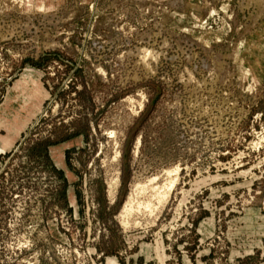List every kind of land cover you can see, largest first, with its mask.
<instances>
[{
    "label": "rangeland",
    "instance_id": "1",
    "mask_svg": "<svg viewBox=\"0 0 264 264\" xmlns=\"http://www.w3.org/2000/svg\"><path fill=\"white\" fill-rule=\"evenodd\" d=\"M0 264H264V0H0Z\"/></svg>",
    "mask_w": 264,
    "mask_h": 264
},
{
    "label": "bare ground",
    "instance_id": "2",
    "mask_svg": "<svg viewBox=\"0 0 264 264\" xmlns=\"http://www.w3.org/2000/svg\"><path fill=\"white\" fill-rule=\"evenodd\" d=\"M130 98H131V97H130ZM139 106H142V104L139 105ZM142 107H143V106H142ZM139 108H141V107H139ZM137 109H138V108H137ZM215 130H216V129H215ZM258 144H259V143H258ZM258 144H257V145H258ZM115 160H116V159H115ZM164 174H165V173H164ZM167 176H168V175H167ZM167 178H168V177H167ZM172 178H173V177H172ZM151 179H152V178H151ZM151 179H150L149 181H151ZM153 179H155V178H153ZM165 179H166V178H165ZM115 180H116V179H115ZM149 181H148V182H149ZM154 181H155V180H154ZM164 181H165V180H164ZM170 182H171V181H170ZM113 183H114V185H117L118 182L116 183V182L114 181ZM115 183H116V184H115ZM151 183H152V182H151ZM151 183H150V184H151ZM173 184H174V182H173ZM139 185H140V184H139ZM142 185H143V184H142ZM142 185H141V186H142ZM154 185L157 186L156 184H154ZM164 185H165L164 187H166V184H164ZM112 186H113V185H112ZM145 186H146V185H145ZM151 186H152V185H151ZM115 187H116V186H115ZM139 187H140V186H139ZM157 187L159 188V186H157ZM161 187H162V186H161ZM161 187H160L159 189H161ZM170 187H172V185H171ZM109 188H111V187H109ZM137 188H138V187H137ZM147 188H149V187H147ZM151 188H153V187H151ZM151 188H149V189H151ZM158 188H156V189H158ZM132 189H133V188H132ZM138 189H139V188H138ZM142 189H143V187H142ZM142 189H140V190H142ZM145 189H146V188H145ZM145 189H143V190H145ZM170 189H171V188H170ZM110 190H112V189H110ZM115 190H116V189H115ZM115 190H114V191H115ZM143 190H142V191H143ZM151 190H152V189H151ZM114 191H113V192H114ZM136 191H137V190H136ZM157 191H158V190H156V192H157ZM163 191L166 192V190H163ZM167 191H168V189H167ZM150 192H152V191H150ZM158 192H159V191H158ZM158 192H157V193H158ZM160 192H162V190H161ZM147 193H148V192H147ZM162 193H163V192H162ZM111 194L113 195L112 191H111L110 195H111ZM131 194H132V193H131ZM136 194H137V193H136ZM167 194H169V193H167ZM167 194H164V193H163V195H167ZM150 195H152V193H150ZM157 195H160V193L157 194ZM135 196H136V195H135ZM153 196H154V192H153ZM155 196H156V193H155ZM167 196H168V195H167ZM142 197H143V196H142ZM146 197H147V195H146ZM149 197H150V196H149ZM128 198H129V197H128ZM164 198H165V197H164ZM156 199H157V201H156L157 203H161V204H162L163 196H160V197L157 196ZM160 199H161V200H160ZM129 200H130V198H129ZM142 200H143V198H142ZM146 200H147V199H146ZM148 200H149V198H148ZM148 200H147V201H148ZM150 200L152 201V198H151ZM165 200H166V199H165ZM131 201H132V200H131ZM135 201H136V200H135ZM137 201H138V200H137ZM163 201H164V200H163ZM153 202H154V201H153ZM153 202H149V203H148L149 205H147L146 208L149 207V206H150V203H153ZM127 203H128V202H127ZM127 203H126V205H127ZM129 203H132V202H129ZM129 203H128V204H129ZM146 203H147V202H146ZM157 203H156V207H157ZM136 204H137V203H136ZM141 204H142V203H141ZM153 204H154V203H153ZM161 204H160V205H161ZM124 205H125V204H124ZM124 205H123V206H124ZM129 205H130V204H129ZM133 205H134V204H133ZM139 205H140V204H139ZM154 205H155V204H154ZM154 205H153V207H154ZM163 205H164V204H162V206H163ZM144 206H145V204H144ZM151 206H152V204H151ZM128 207H129V206H128ZM128 207L126 206L125 209H127ZM156 207H154L153 210H155ZM158 207H159V206H158ZM160 207H161V206H160ZM130 208H132V207H130ZM146 208L144 207V209H146ZM151 208H152V207H151ZM134 210H135V209H134ZM139 210H140V209H139ZM146 210H147V209H146ZM148 210H149V209H148ZM130 211H131V210H130ZM149 211L151 212V210H149ZM122 213H123V212H122ZM131 214H133V213H131ZM151 214H152V213H151ZM125 215H126V214H125ZM119 216H120V215H119ZM122 216H123V215H122ZM126 217H127V215H126ZM126 219H127V218H126ZM128 219H129V218H128ZM123 220H124V219H123ZM124 221H126V220H124ZM124 221H122V222H124ZM125 224H126V223H125ZM132 224H133V223H132ZM128 225H129V224H128Z\"/></svg>",
    "mask_w": 264,
    "mask_h": 264
}]
</instances>
